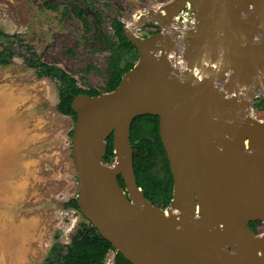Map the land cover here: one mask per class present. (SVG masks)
Here are the masks:
<instances>
[{"label": "water", "instance_id": "95a60500", "mask_svg": "<svg viewBox=\"0 0 264 264\" xmlns=\"http://www.w3.org/2000/svg\"><path fill=\"white\" fill-rule=\"evenodd\" d=\"M183 7L195 15L184 32ZM147 20L164 32L136 35ZM124 33L135 65L115 89L72 100L79 211L132 264H264V231L250 226L264 223V120L253 106L264 97V0H171ZM141 114L159 116L174 179L165 208L137 183L130 136Z\"/></svg>", "mask_w": 264, "mask_h": 264}, {"label": "rangeland", "instance_id": "374dc122", "mask_svg": "<svg viewBox=\"0 0 264 264\" xmlns=\"http://www.w3.org/2000/svg\"><path fill=\"white\" fill-rule=\"evenodd\" d=\"M88 1L0 0V27L18 33L43 62L60 66L83 88L106 92L111 50L102 36L116 42L115 20L131 28L142 13L171 0ZM75 4L99 10L100 35L94 27L85 28L72 10ZM177 18L180 31L193 27V8L183 7ZM164 30L153 20L133 29L140 37ZM175 43L180 48L185 41L178 37ZM16 50L10 64H0V264H44L56 234L69 242L85 221L79 210L65 205L79 192L72 157L76 119L58 110L60 81L38 76V69L23 56L28 52ZM176 60L185 65L181 58ZM260 98L264 100L260 95L256 101ZM253 106L254 116L264 120V109ZM255 229L264 231V223ZM114 256L111 250L107 264H115Z\"/></svg>", "mask_w": 264, "mask_h": 264}, {"label": "trees", "instance_id": "16d2710c", "mask_svg": "<svg viewBox=\"0 0 264 264\" xmlns=\"http://www.w3.org/2000/svg\"><path fill=\"white\" fill-rule=\"evenodd\" d=\"M83 1L89 3L88 0ZM45 4L49 8H57L51 2ZM89 6L90 10L75 4L72 10L86 29L94 27L96 34L100 35L102 16L96 7L92 4ZM125 26V23L119 19L114 21L113 28L117 38L114 43L108 37L102 36L105 45L111 50L107 67L109 73L108 91L119 85L124 73L131 69L138 60L136 46L125 36ZM18 47L24 48L28 52V55L23 54V56L30 65L38 69V76H51L60 81V99L57 107L62 114L71 115L76 119V112L72 108L74 96L80 93L91 95L101 93L96 88H83L74 82L71 75L60 66L43 62L35 48L31 44H26L18 33H11L0 27V64H10L18 52L16 50ZM254 104L264 109L263 98L255 101ZM130 140L134 149L133 163L138 185L143 189L145 197L153 204L161 207L168 206L173 197L174 179L160 137L159 116L152 114L137 115L131 125ZM107 143L104 161L111 164L115 157L113 134L107 138ZM119 180L124 185L121 175H119ZM65 205L79 210L77 197H72ZM258 223L261 222L251 221L250 226L255 229ZM111 250L115 251V264H132L122 253L117 252L112 243L85 218L69 242H62L59 239V233L56 234L44 264H107V256Z\"/></svg>", "mask_w": 264, "mask_h": 264}, {"label": "bare ground", "instance_id": "6f19581e", "mask_svg": "<svg viewBox=\"0 0 264 264\" xmlns=\"http://www.w3.org/2000/svg\"><path fill=\"white\" fill-rule=\"evenodd\" d=\"M160 12H161V10H160ZM156 13H157V12H156ZM193 30H195V28H194ZM167 215H168L170 218H173V217H174L173 214H172V213H169V212H167Z\"/></svg>", "mask_w": 264, "mask_h": 264}]
</instances>
